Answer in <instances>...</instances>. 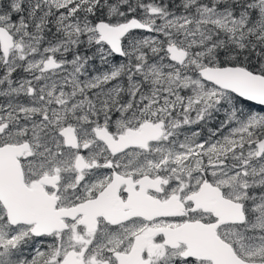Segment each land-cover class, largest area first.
Here are the masks:
<instances>
[{
	"label": "snow or ice",
	"instance_id": "1",
	"mask_svg": "<svg viewBox=\"0 0 264 264\" xmlns=\"http://www.w3.org/2000/svg\"><path fill=\"white\" fill-rule=\"evenodd\" d=\"M0 264H264V0H0Z\"/></svg>",
	"mask_w": 264,
	"mask_h": 264
}]
</instances>
